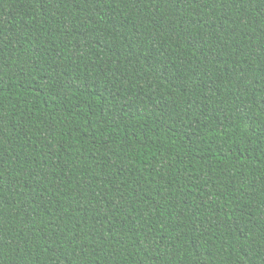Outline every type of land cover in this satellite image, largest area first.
<instances>
[{
  "label": "trees",
  "instance_id": "obj_1",
  "mask_svg": "<svg viewBox=\"0 0 264 264\" xmlns=\"http://www.w3.org/2000/svg\"><path fill=\"white\" fill-rule=\"evenodd\" d=\"M0 264H264V0H0Z\"/></svg>",
  "mask_w": 264,
  "mask_h": 264
}]
</instances>
